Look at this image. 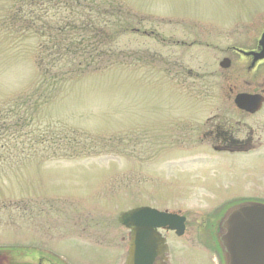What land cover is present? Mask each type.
Wrapping results in <instances>:
<instances>
[{"label": "rangeland", "instance_id": "rangeland-1", "mask_svg": "<svg viewBox=\"0 0 264 264\" xmlns=\"http://www.w3.org/2000/svg\"><path fill=\"white\" fill-rule=\"evenodd\" d=\"M115 1L146 19L114 41L122 64L52 88L35 64L39 39L10 33L3 15L14 0H0V247L19 255L26 246L56 248L59 224L74 219L99 224L94 232H106V259L124 263L129 230L117 220L122 211L144 206L217 217L234 201L264 200V159L175 160L170 144V129L201 120L205 104L197 92L202 81L175 74L181 58L172 42L214 25L223 44L227 37L240 42L245 35L234 26L264 1ZM124 18L135 26L132 16ZM199 56L190 49L182 67L201 72ZM72 151L77 155L64 156ZM45 224L55 227L47 236ZM75 236L82 238L80 230ZM94 243L96 251L105 248Z\"/></svg>", "mask_w": 264, "mask_h": 264}, {"label": "flooded vegetation", "instance_id": "flooded-vegetation-1", "mask_svg": "<svg viewBox=\"0 0 264 264\" xmlns=\"http://www.w3.org/2000/svg\"><path fill=\"white\" fill-rule=\"evenodd\" d=\"M247 14L241 24L233 28L238 30L236 33L245 35L240 42L227 37L223 44L219 40L222 28L218 25L205 26L200 32L192 31L190 38L172 42V47L180 48L176 58H181L180 63L173 62V66L178 65L181 69L175 74L197 76L202 81L197 92L205 103L198 111L202 114L201 120L182 121L170 129L171 155L175 160L216 161L250 155L264 159V56L254 60L252 54L262 51L259 40L264 32V8L252 9ZM160 39L165 40L163 37ZM194 48L199 49L201 72L181 65L183 56ZM241 94L246 96L240 106L235 100ZM207 187L202 186L203 189ZM247 201L264 205V200L242 199L220 207L217 217L184 215V230L180 235L166 228H157L167 249L155 264H227L222 239L237 237V242L243 234H227L223 225L224 215L230 207ZM98 227L97 223H80L74 219L67 222L66 219L58 227L59 246L51 249L26 246L20 255L2 246L0 264H111L106 259V232H94ZM47 228L55 227L45 224L41 235L47 236ZM77 230H80L81 239L75 236ZM94 241L103 243L105 248L96 251ZM120 241H125L124 236ZM242 245L236 243V246ZM62 246L74 248L62 249ZM185 248H190L193 254L184 253ZM126 256L124 263L120 258L118 264H126Z\"/></svg>", "mask_w": 264, "mask_h": 264}, {"label": "trees", "instance_id": "trees-1", "mask_svg": "<svg viewBox=\"0 0 264 264\" xmlns=\"http://www.w3.org/2000/svg\"><path fill=\"white\" fill-rule=\"evenodd\" d=\"M124 15L132 16L135 26L127 27ZM3 17L10 33L37 36L35 64L41 80L52 88L71 75L121 65L116 59L122 51L112 47L114 41L146 20L115 0H14Z\"/></svg>", "mask_w": 264, "mask_h": 264}, {"label": "water", "instance_id": "water-1", "mask_svg": "<svg viewBox=\"0 0 264 264\" xmlns=\"http://www.w3.org/2000/svg\"><path fill=\"white\" fill-rule=\"evenodd\" d=\"M260 53H254V60L264 56V32L259 40ZM224 66H226L224 64ZM246 95H238L236 103L242 105ZM118 222L130 232L126 264H155L167 249L165 239L157 228H166L183 233L184 217L168 211L149 207H136L120 212ZM227 234H243L236 238H224L227 264H264V205L247 201L230 207L223 219ZM240 238V239H239ZM240 251L237 252L236 250Z\"/></svg>", "mask_w": 264, "mask_h": 264}]
</instances>
